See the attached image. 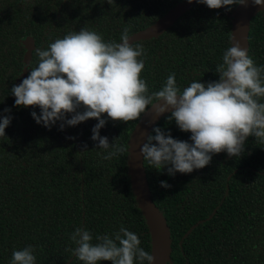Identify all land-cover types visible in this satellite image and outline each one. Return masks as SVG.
Instances as JSON below:
<instances>
[{
  "label": "trees",
  "instance_id": "16d2710c",
  "mask_svg": "<svg viewBox=\"0 0 264 264\" xmlns=\"http://www.w3.org/2000/svg\"><path fill=\"white\" fill-rule=\"evenodd\" d=\"M87 1L79 15L63 14L48 29L46 22L29 21L15 30L33 32L34 47L41 49L83 27L105 42L119 43L125 27L130 37L186 0H143L140 17L126 9L125 0ZM230 12L194 3L161 35L132 43L144 48L142 78L150 93L171 73L181 91L193 79L205 84L219 79L216 65L231 46ZM10 36H0V117H12L0 138V264H10L13 251L28 246L34 249L36 264H81L70 250L76 247L70 239L76 228L90 231L95 243L96 235L111 236L123 226L150 253V234L127 174L128 151L104 159L107 153L91 139L95 119L62 131L57 122L49 130L31 116L32 111L40 115L38 108L16 107L11 89L22 72L17 62L21 37L9 49ZM248 54L264 67V11L251 21ZM37 62L34 49L31 67ZM168 116L154 128L191 143V134L181 132ZM136 123L108 120L100 135L109 144L128 147ZM143 164L151 199L169 227V264H264V144L248 137L240 158L222 152L191 174L170 176L167 168L157 171L147 161ZM161 181L171 187H161Z\"/></svg>",
  "mask_w": 264,
  "mask_h": 264
},
{
  "label": "clouds",
  "instance_id": "9594fccd",
  "mask_svg": "<svg viewBox=\"0 0 264 264\" xmlns=\"http://www.w3.org/2000/svg\"><path fill=\"white\" fill-rule=\"evenodd\" d=\"M21 2L29 4L30 0ZM187 2L230 12L235 5L247 7L249 0ZM251 2L264 7V0ZM120 41L105 42L97 32L83 27L44 49L35 48L37 66L29 64V75L11 89L15 106L38 108L40 115L32 111L31 116L49 130L57 122L62 131L65 126L97 120L91 139L107 153L103 157L106 160L128 151V147L109 144L108 138L100 135L108 120L137 122L149 108L157 118L170 112L167 120L174 121L181 132L190 133L191 143L174 139L156 127L140 149L144 161L157 171L167 168L170 176L203 169L213 155L222 152L240 158L248 137L264 144V67L257 66L234 38L216 65L217 81L205 84L193 79L181 91L175 73H171L163 86L151 93L142 78L143 46L130 43L127 27ZM4 111L10 113L11 109ZM11 120L10 115L0 117V138L5 137ZM161 187L169 189L171 185L161 181ZM70 239L76 245L70 250L81 264H154L153 255L140 246L138 235L123 226L111 236L96 235L95 243L92 233L82 228H76ZM10 264H36L34 249L14 250Z\"/></svg>",
  "mask_w": 264,
  "mask_h": 264
},
{
  "label": "water",
  "instance_id": "95a60500",
  "mask_svg": "<svg viewBox=\"0 0 264 264\" xmlns=\"http://www.w3.org/2000/svg\"><path fill=\"white\" fill-rule=\"evenodd\" d=\"M195 2L188 3L187 0L177 4L156 22L147 28L130 36V43L136 41L155 38L169 29ZM225 11L224 8H222ZM264 11V7L255 6L249 0L247 7L236 5L235 8L227 13L232 19L231 41L234 38L242 47L249 51V31L252 19ZM26 48L25 60L31 58L34 44L31 39L23 41ZM27 69H24L16 81L19 85L27 77ZM170 112H166L158 118L154 110L149 108L141 120L137 121L128 140L127 174L130 180L135 201L141 211L150 234L151 251L154 257V264H169L171 262V238L166 219L151 199V192L148 186L144 159L140 154L143 143L147 142V136L151 134L154 127Z\"/></svg>",
  "mask_w": 264,
  "mask_h": 264
},
{
  "label": "flooded vegetation",
  "instance_id": "af4514ba",
  "mask_svg": "<svg viewBox=\"0 0 264 264\" xmlns=\"http://www.w3.org/2000/svg\"><path fill=\"white\" fill-rule=\"evenodd\" d=\"M87 0H30L29 4H23L21 0H0V36L1 34L12 35L9 39L6 40V45L9 49L14 48L16 43V36H20L19 43L21 44L18 47V54L20 56L19 65L22 64V71L27 69V76L29 75V69L27 66L31 64V58L35 47L31 52V58L27 62L25 60L26 48L23 45V41L26 39H32L33 32H27L23 30H15L17 25L20 22H31L34 21H43L46 22V28H49V25L55 21L60 20L63 14H78L81 10L82 3ZM95 3H101L99 0H93ZM108 2V0H101ZM143 0H125L127 3L126 9H129L133 12L134 16L140 17L144 14L142 9H140V2ZM91 3V2H90ZM135 6H138L135 8ZM20 26V25H19ZM48 31V30H47ZM44 34H47L48 32ZM12 32V33H11ZM31 34V35H30ZM2 38V37H1ZM1 46V44H0ZM8 48L4 51L8 54ZM21 74V73H20ZM20 76V75H19Z\"/></svg>",
  "mask_w": 264,
  "mask_h": 264
}]
</instances>
